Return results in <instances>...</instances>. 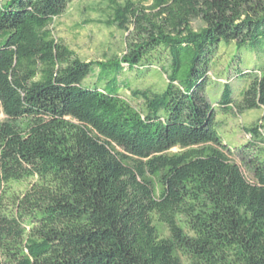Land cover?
Wrapping results in <instances>:
<instances>
[{
    "label": "trees",
    "instance_id": "trees-1",
    "mask_svg": "<svg viewBox=\"0 0 264 264\" xmlns=\"http://www.w3.org/2000/svg\"><path fill=\"white\" fill-rule=\"evenodd\" d=\"M72 1L0 0V264H264L263 125L232 149L207 95L222 41L264 51V0L114 5L125 52L89 62L51 29ZM153 65L138 108L120 76ZM257 71L223 114L264 108Z\"/></svg>",
    "mask_w": 264,
    "mask_h": 264
},
{
    "label": "rangeland",
    "instance_id": "rangeland-1",
    "mask_svg": "<svg viewBox=\"0 0 264 264\" xmlns=\"http://www.w3.org/2000/svg\"><path fill=\"white\" fill-rule=\"evenodd\" d=\"M128 1L137 7H148L153 0H73L66 11L54 19L51 29L55 37L76 52L83 61H105L120 57L125 52L127 32L120 29L117 23H113L112 7L124 5ZM195 29L203 26L200 20L192 23ZM264 69V51L262 49L239 48L235 43L222 41L218 51L214 54L212 68L209 72V84L207 95L216 109H218L217 120L220 123L219 133L232 149L248 143L247 127L260 124L264 133V108L239 113L230 111L223 114L218 106L225 84H229L236 101L241 100V92L247 86V81L252 75H259L257 70ZM249 70L248 74L242 76L241 71ZM96 74L91 75L85 85L96 83ZM124 84L121 95L129 100L134 106L140 107V102L132 98V89L151 88L154 91H163L166 87V75L158 65L136 69L125 70L120 76ZM6 116L0 112V122ZM178 149H173L177 151ZM237 150V149H236ZM234 160L241 165L240 159ZM244 174L249 173L241 165ZM30 183H12L9 190L14 194L24 192Z\"/></svg>",
    "mask_w": 264,
    "mask_h": 264
}]
</instances>
